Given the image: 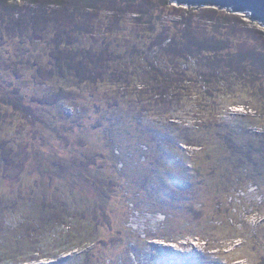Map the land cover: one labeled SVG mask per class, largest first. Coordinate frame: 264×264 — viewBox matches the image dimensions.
Wrapping results in <instances>:
<instances>
[{"label": "rangeland", "instance_id": "obj_1", "mask_svg": "<svg viewBox=\"0 0 264 264\" xmlns=\"http://www.w3.org/2000/svg\"><path fill=\"white\" fill-rule=\"evenodd\" d=\"M90 1L0 0V264H264V30Z\"/></svg>", "mask_w": 264, "mask_h": 264}, {"label": "water", "instance_id": "obj_2", "mask_svg": "<svg viewBox=\"0 0 264 264\" xmlns=\"http://www.w3.org/2000/svg\"><path fill=\"white\" fill-rule=\"evenodd\" d=\"M168 5L189 8H214L240 15L264 30V0H167Z\"/></svg>", "mask_w": 264, "mask_h": 264}, {"label": "trees", "instance_id": "obj_3", "mask_svg": "<svg viewBox=\"0 0 264 264\" xmlns=\"http://www.w3.org/2000/svg\"><path fill=\"white\" fill-rule=\"evenodd\" d=\"M87 1H89V0H85V2H87ZM94 2V0H91L90 2ZM199 76H201V75H199ZM202 77V76H201ZM117 78V77H116ZM101 81H99V82H101L102 83V85L104 86L105 84H107L103 79H100ZM103 80V81H102ZM118 80V79H117Z\"/></svg>", "mask_w": 264, "mask_h": 264}]
</instances>
